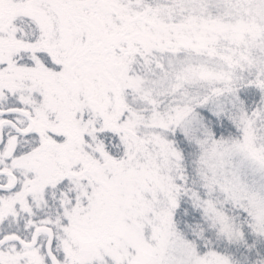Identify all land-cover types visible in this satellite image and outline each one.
<instances>
[{
  "label": "snow or ice",
  "instance_id": "obj_1",
  "mask_svg": "<svg viewBox=\"0 0 264 264\" xmlns=\"http://www.w3.org/2000/svg\"><path fill=\"white\" fill-rule=\"evenodd\" d=\"M0 264H264V0H0Z\"/></svg>",
  "mask_w": 264,
  "mask_h": 264
}]
</instances>
